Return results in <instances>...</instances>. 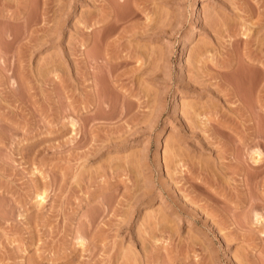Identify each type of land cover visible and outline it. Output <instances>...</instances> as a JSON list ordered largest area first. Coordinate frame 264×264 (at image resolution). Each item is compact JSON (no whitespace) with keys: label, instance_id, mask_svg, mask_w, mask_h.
Segmentation results:
<instances>
[{"label":"rangeland","instance_id":"1","mask_svg":"<svg viewBox=\"0 0 264 264\" xmlns=\"http://www.w3.org/2000/svg\"><path fill=\"white\" fill-rule=\"evenodd\" d=\"M0 264H264V0H0Z\"/></svg>","mask_w":264,"mask_h":264},{"label":"bare ground","instance_id":"2","mask_svg":"<svg viewBox=\"0 0 264 264\" xmlns=\"http://www.w3.org/2000/svg\"><path fill=\"white\" fill-rule=\"evenodd\" d=\"M194 31H195V30H193L192 33H194ZM184 44H185V43H184ZM73 125H74V124H73ZM258 154H259V153H258ZM253 159H254V158H253ZM254 160H255V163H257L258 158H257V161H256V158H255ZM258 162H259V161H258ZM42 192H43V191H42ZM39 193H41V192H39ZM43 193H44V192H43ZM39 196H41L40 199H41V198H42V199L45 198V194H42V193H41V195L39 194ZM43 196H44V197H43ZM255 216H258V215H255ZM257 220H259V219H257ZM258 222H259V221H258Z\"/></svg>","mask_w":264,"mask_h":264}]
</instances>
